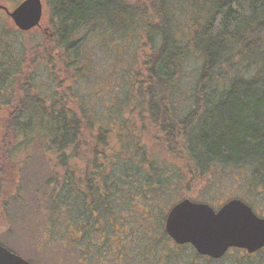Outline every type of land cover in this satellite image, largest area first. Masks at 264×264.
Instances as JSON below:
<instances>
[{"label": "trees", "instance_id": "1", "mask_svg": "<svg viewBox=\"0 0 264 264\" xmlns=\"http://www.w3.org/2000/svg\"><path fill=\"white\" fill-rule=\"evenodd\" d=\"M178 1L46 0L54 48L33 59L27 55L41 44L21 49L0 36V102L10 108L1 121L3 140L25 151L42 143L55 164L38 192L49 205L44 238L51 243L44 249L64 241L90 263L93 226L109 234L118 223L131 232L121 264L149 260L170 243L164 226L170 210L195 200L187 192L207 174L245 169L251 192L264 190V0H196L191 13ZM95 41L118 53L115 72L103 77L114 78L118 98H91L76 87L83 76L99 79L92 70ZM132 47L137 59L128 62L123 53ZM193 53L203 63L182 110L176 98ZM37 62L49 65V90L36 87ZM11 158L14 195L21 177ZM63 220L83 224L79 239L70 238ZM156 225L165 240L155 236Z\"/></svg>", "mask_w": 264, "mask_h": 264}, {"label": "rangeland", "instance_id": "2", "mask_svg": "<svg viewBox=\"0 0 264 264\" xmlns=\"http://www.w3.org/2000/svg\"><path fill=\"white\" fill-rule=\"evenodd\" d=\"M21 1L23 0H0V4L6 6L9 10H13ZM131 1L147 2L148 0ZM179 1L183 2L181 4L183 10L190 11V13L194 11L196 5H193L196 0H192L191 2L188 0ZM43 2L44 15L41 25L29 31L19 30L6 10L0 8V36L6 34L7 38L12 37L14 46L21 49L24 44H27L29 47L31 45L35 47L41 44L39 50L37 49L33 51L31 55H27L29 59L45 56L47 48L49 49L48 51L54 48L53 42L48 40L52 30L49 5L46 0H43ZM195 15L198 16L197 10H195ZM94 37L100 38L102 41L107 40L105 34L100 35L99 33H96L94 34ZM111 47L114 48L115 51L118 50L113 43H111ZM92 48L93 49L90 50L95 53V57H93L95 60V66L92 70L99 75V79L94 78L93 83H90V78L88 76H83L79 84H76V87L83 93L89 92L88 95L91 98L94 97L99 99V95L101 98H106L107 95H110L112 99L118 98V87L116 88L113 86L115 84L114 78L103 79L106 75L115 72V60L118 57V53L116 54L114 51L107 50V48L99 43V41L93 42ZM134 50L135 48L132 47L130 53L129 51L123 53V57H125L128 62H131L134 58L135 60L137 59V57L133 55ZM92 52L87 51L86 53L87 55H91ZM56 54L57 53L53 55ZM55 58L56 60L58 59L56 56ZM202 63L203 58L198 53H193L186 61L184 77L176 98L177 106L182 110L187 107L191 100V90L197 79ZM48 67L49 65H40L37 62L31 68V71L34 72V74L37 73L36 87L40 91L49 90L51 86L46 72V68ZM125 69H127V66L124 64L118 75L124 72ZM117 70L118 69L116 68V71ZM60 76H63L62 73H60ZM18 86H16V89L18 90L17 95L18 97H21L23 93L19 91ZM56 88L57 83H55V89ZM9 109V107L4 106V104L0 102V183L12 182L10 185L8 183L0 186V243L19 253L23 257L32 259L36 264H80L78 261L82 256L80 251L76 250V248H73L71 245L63 247L62 244H64V241H61L62 244L54 246V249L51 247L43 248V239L47 234L45 228H47L46 217L49 212V205L46 196H44L43 199H38V194H40L38 192L44 187L46 181L50 179L52 175L51 167H55V164L54 162H51L50 164L46 156L42 153V143L36 144L33 142V144L29 145V149L25 151L20 149L16 150V147H19L20 144L8 143L3 140V136L6 133L2 127L1 121L8 114ZM87 139L93 140L91 136H88ZM9 149L11 150V153L7 152ZM9 155L12 156L10 160L11 162L14 161L18 163L19 170L18 168L17 170L19 177H21L20 190L14 195L11 193L15 191L14 181L17 177L14 168L10 165L9 159H7V156ZM169 159H171V157ZM81 163V165H86V157H84V160ZM245 173V169L239 171L226 169L223 171L219 170L216 173L211 172V174H207V176L201 180L197 188L192 185L187 194L189 193V195L195 200H206V202H210L215 206L220 205L230 196L245 197L258 206H264V194L253 195V191L251 192L247 185ZM7 188L9 189L7 190ZM183 194H185V192L183 190V183H181V187L178 190H175V195L181 197ZM139 211L144 213L147 217V214H145L148 213L147 210L145 211L140 207ZM153 213H156V211H153ZM62 223L67 232H69L72 240L80 238L79 228L83 226L82 223L73 224L67 220H63ZM145 223L147 227L153 226V221L150 219L146 220ZM114 225V230L109 234H105L99 230V223H96L93 226L95 232L92 230L94 235L90 238L88 243L93 245L94 252L91 256L90 263L87 264H121L122 261L120 260L124 255V242L129 241L131 232L126 225H121L120 228L118 223ZM158 228L159 226L156 225L154 234L155 236L160 235L161 238H163L161 230ZM162 240L165 239L163 238ZM139 243H143V241L140 240ZM39 245H41L42 249L38 248ZM128 246L131 248V245L128 244ZM38 250H42L40 254H38ZM186 250L181 251V255L184 256L186 261L189 259L191 260L193 253L189 248L187 251ZM39 257L42 262L39 261ZM131 260L132 261H129L130 263H141V259L138 257H132ZM247 260L253 261L256 264H264V250L252 256H246V254L244 255L240 251L233 250L229 253V257L226 261L227 264H243V261Z\"/></svg>", "mask_w": 264, "mask_h": 264}, {"label": "water", "instance_id": "3", "mask_svg": "<svg viewBox=\"0 0 264 264\" xmlns=\"http://www.w3.org/2000/svg\"><path fill=\"white\" fill-rule=\"evenodd\" d=\"M7 12L19 30L29 31L41 25L44 2L23 0ZM166 230L176 242L191 243L201 254L215 258L230 247L253 252L264 246V218L240 199L216 210L209 203L184 198L170 210ZM0 264L31 262L0 243Z\"/></svg>", "mask_w": 264, "mask_h": 264}, {"label": "flooded vegetation", "instance_id": "4", "mask_svg": "<svg viewBox=\"0 0 264 264\" xmlns=\"http://www.w3.org/2000/svg\"><path fill=\"white\" fill-rule=\"evenodd\" d=\"M0 8L6 10V12H7V7L6 6L0 4ZM262 194H264L263 190L254 191L253 192V195H262ZM233 199H240L241 201H243L244 203L249 205L259 217L264 218V206L263 205L258 206L257 204L253 203L251 200H249V199H247L245 197L230 196L226 201H224L223 203H221L218 206H215V205L211 204L210 202H206V203H209L211 206L214 207V209L219 210L226 203L230 202ZM200 202H202V201H200ZM166 221H167V218H166ZM164 226H165V230H166V222H165ZM166 232H167V230H166ZM167 234L170 236V243H168V240L165 241L167 246L162 250V254L161 255H157V256H149L148 257L149 260L143 259L140 264H227L226 260L229 257V253L231 251H233V250L234 251L235 250L236 251H240L244 255L246 254V256L256 255L257 253H259L262 250H264V246L262 248L256 250V251H253V252H250L248 249H245V248L230 247L225 252L224 255H222L221 257L215 258V257H212L210 255L201 254L194 247V245H192L191 243H178L171 237V235L168 232H167ZM43 242H44V244L51 243L50 240H47L45 238L43 239ZM38 248L42 249L41 245H39ZM188 248H189V250L192 251L193 254H192L191 260L189 259V260L186 261L184 256L181 255V251L186 250V249L188 250ZM41 251L38 250L37 251L38 254H40ZM84 258L85 257L81 256L80 260H78L80 264H86V261H84ZM39 259H40V257H39ZM39 261H41V259ZM243 262H244L243 264H256V263H254L253 261H250V260L243 261ZM134 263L135 262H133L131 264H134ZM34 264H36V263H34Z\"/></svg>", "mask_w": 264, "mask_h": 264}]
</instances>
